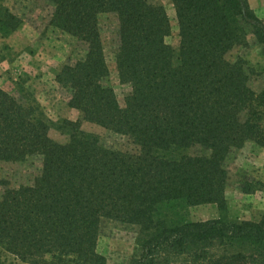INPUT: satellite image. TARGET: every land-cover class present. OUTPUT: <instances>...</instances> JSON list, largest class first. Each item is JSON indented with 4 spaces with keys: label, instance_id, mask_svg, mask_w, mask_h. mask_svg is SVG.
<instances>
[{
    "label": "trees",
    "instance_id": "16d2710c",
    "mask_svg": "<svg viewBox=\"0 0 264 264\" xmlns=\"http://www.w3.org/2000/svg\"><path fill=\"white\" fill-rule=\"evenodd\" d=\"M45 1L50 25L86 47L85 58L56 77L69 106L137 151L107 148L80 121L64 120L59 129L69 140L57 142L24 88L18 99L0 87V162L42 159L32 185L7 186L0 197V264H107L98 252L105 219L137 228L141 256L130 264H264V214L232 220L226 197L231 152L248 142L264 147V88L251 87L254 70L242 58L229 59L251 37L264 47V21L249 1L171 0L177 49L167 43L172 27L159 2ZM103 15L118 21L116 68L131 87L125 106L105 83ZM22 24L0 6L1 35ZM258 185L241 189L252 194ZM203 205H216L219 218L191 220L190 210Z\"/></svg>",
    "mask_w": 264,
    "mask_h": 264
},
{
    "label": "rangeland",
    "instance_id": "374dc122",
    "mask_svg": "<svg viewBox=\"0 0 264 264\" xmlns=\"http://www.w3.org/2000/svg\"><path fill=\"white\" fill-rule=\"evenodd\" d=\"M166 8L172 27L167 43L177 49L180 43L179 27L171 0H153ZM256 15L264 21V0H248ZM0 6L7 7L18 15L23 24L10 36L0 34V87L20 99L19 87L24 94L31 95L40 105L47 118L53 123L50 137L60 143H67L69 135L59 129L64 120L81 122L82 131L96 135L107 148L124 152H136V146L123 135L103 127L82 121L80 112L68 104L70 93L56 81L65 64L82 60L86 47L71 35L50 25L53 7L45 0H0ZM102 39L105 47L110 77L105 82L111 86L122 106L131 92L129 85L122 84L116 68V50L119 45L118 21L114 15L100 18ZM242 58L254 70L250 85L255 91L264 88V47L252 37L247 48H237L229 59ZM201 152L200 149L195 152ZM229 184L226 191L228 216L232 220L254 221L264 214V147L248 142L242 149H235L226 161ZM42 169V159L29 158L24 163L0 162V197L7 186L32 185ZM245 182L260 185L255 193L245 194ZM190 219L206 221L219 218L216 205H203L190 210ZM137 228L114 220L101 223L98 252L107 264H130L133 258L141 256L136 243ZM4 262V258L0 259ZM3 264V263H2Z\"/></svg>",
    "mask_w": 264,
    "mask_h": 264
}]
</instances>
